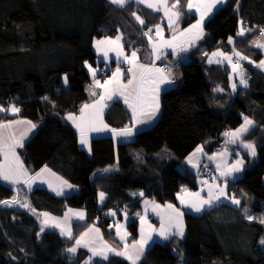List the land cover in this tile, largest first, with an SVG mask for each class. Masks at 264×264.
I'll return each mask as SVG.
<instances>
[{
    "label": "trees",
    "instance_id": "trees-1",
    "mask_svg": "<svg viewBox=\"0 0 264 264\" xmlns=\"http://www.w3.org/2000/svg\"><path fill=\"white\" fill-rule=\"evenodd\" d=\"M125 10L106 0H0V105L22 107L33 101L39 110L38 129L19 150L24 164L32 171L47 166L70 182L77 169L118 163L117 172L97 177L65 197L41 188L18 193L35 212L61 216L67 209L83 210L85 222L73 225L72 238L41 231L33 213L10 202L15 190L0 182V264H82L87 252L78 250L72 256L67 249L90 224L102 230L107 242L121 246L111 228L115 217L105 212L112 211L119 220L126 219L125 213L121 216L126 209L128 215L138 214L139 204L132 195L136 191L160 203H173L180 185L184 190L198 189L194 176L181 171L182 161L198 145L213 153L223 133L237 128L243 117L255 122L245 140L254 144L258 159L245 156L247 167L229 185V193L240 199V205L222 202L199 215L184 214L182 242L153 243L139 264H178L182 255L184 264H264V77L260 71L247 66L249 85L230 99L213 96L215 79H207L202 61L181 64L180 82L160 94V114L152 127L137 132L131 142L115 144L110 137L94 138L90 153H71L68 141L74 130L63 117L76 112L85 100L84 63L95 61L93 41L113 36ZM238 20L257 31L264 29V0H229L218 8L204 26L209 34L205 51L227 47ZM248 44L245 38L235 48L258 59ZM60 72L67 77V86L62 85ZM113 110L107 112L106 121L118 127L122 115L119 109ZM99 191L106 197L102 207L97 203ZM245 209L254 213L253 221L243 217ZM126 226L129 240L135 239L137 223L127 220ZM90 264L129 263L111 257Z\"/></svg>",
    "mask_w": 264,
    "mask_h": 264
},
{
    "label": "crops",
    "instance_id": "crops-1",
    "mask_svg": "<svg viewBox=\"0 0 264 264\" xmlns=\"http://www.w3.org/2000/svg\"><path fill=\"white\" fill-rule=\"evenodd\" d=\"M106 1H108L109 4H111L113 7L119 9L126 8L127 11L126 10L124 11L126 14L120 13L123 19L120 20V27H117L116 33L113 36L101 37L93 41L92 48L95 54V61L94 63L87 62V65H91L92 68L97 70L95 80H99L101 84L104 83L102 81L104 72L106 73L107 76L106 80L110 79L112 77V73L115 72L117 68L118 62L122 71L131 67V65H129L124 60V56L131 57V53L133 51L137 53V63H143L149 66H154L155 68L163 69L164 72L162 73V75L168 77V79L172 81L171 83L166 82L160 84L159 105H160V94L168 89L176 87L179 84L181 79L180 65L189 63L192 60L202 61L203 65L205 66V70H206L205 74L207 79L208 80H213L212 78L215 79L211 88L214 97L228 95V97L231 99L236 95L239 89L245 88L244 85L240 84L241 76L239 74V68H237L235 72L233 71L232 68V65L234 64V58L237 57L235 55L236 52L240 53V57H238L240 59L241 57H247L248 59L246 60L241 59L242 62L245 63L250 68L260 71L264 77V68L257 66L260 61L264 60V48L257 47L258 43L264 44V36L258 35L257 29L255 27L254 28L250 27L249 25L244 24L241 20H238V25L235 35L233 37H229L226 40L225 45L227 47H223V48L219 47L218 49H215L211 52L205 51V47L203 45L205 44V42H207L209 38V34L205 31L204 26L206 22L212 17L214 12L218 8L226 5L229 0H224L223 3L217 4L216 7H214L212 11L204 18L201 24L202 33H203L202 35L200 34L199 29H194L192 30V32L186 33L184 36H181L180 33L185 29L190 28L192 24L197 23V21L201 19L200 12H197L195 7L191 9L187 7V0H181L178 9H172V11L178 10L181 13V15L179 19H176L171 26H169V20L168 17L165 16L163 8H161L160 11H155L151 8H148L145 4L138 3L137 0H128V2L123 7L111 3V0H106ZM151 2L156 3V0H151ZM174 2L175 0H167L168 7L171 8L172 3ZM191 2L193 5H195L199 2V0H191ZM239 8L240 5L237 4L235 10V13L237 15L239 12ZM133 13H135V15H133ZM137 16H139L140 19L144 21L143 24H141L140 21L136 19ZM190 18L191 21L187 24H184V22ZM157 25H159V35L157 34V29H156ZM241 28L245 29L244 35H238ZM149 29H152V31L149 32L148 31ZM145 32H148L147 36L144 35ZM197 35H199L200 38L195 39V42L193 44H190L188 41L190 39H194ZM161 36L163 37V40L172 41V45L171 46L164 45L161 41ZM174 36L177 37V39L173 40ZM117 37H120V39L117 41L116 44L102 45L101 48L103 50L97 51L95 47V42L97 40L116 41ZM230 38H231V42H229ZM245 38L247 39V42H249L248 46L253 51H255L256 54H258V59L254 60L251 56H247L241 53L239 49L235 48V43L240 42V40ZM153 45L157 46L156 51H153ZM184 48H186L187 50L186 51L182 50ZM110 49H117V51H121L123 55L118 57L117 51H112ZM104 51L108 52V59L104 58ZM212 53H223V55L213 56ZM227 56L232 57L231 63H229V61L225 58ZM210 59L212 60L211 63L209 62ZM87 65L86 63H84V70L88 77V82L84 86L85 100L82 103H80L79 106L81 107L85 104H89V105L93 104L95 101L99 100L100 95L104 93V88H101L94 84L93 75L89 71ZM65 77H66L65 74L63 72H60L61 83L63 86H67V82H65ZM131 78H132L131 73L124 72V75H122L120 78V82L121 84H127L128 79ZM233 84L236 85L235 89H233L232 87ZM247 86H248V82H247ZM108 87L113 88L118 86L109 85ZM92 92H95L96 95L93 96ZM102 103L106 104L107 106L103 108L102 113L95 121L97 126L102 127V125L100 124L101 120L103 121V124L108 125V129H122L126 126L127 127L133 126L135 122L132 119V110L128 107L127 104H125L124 96L121 95L119 91H116L113 94V98L111 100L105 99ZM115 103L120 104L119 105L120 108L118 107L111 108ZM11 105H15V107H18L20 109L19 113L12 114L7 111L0 112V123H7L10 120H21V121H30L32 124H35L37 126L36 128L27 132V135L23 140V145H24V143L31 136H33V134L36 132V130L40 125V122H37L36 120L39 116L38 106L35 102L30 101V102H25L22 107L21 105L14 103L2 107L7 109ZM109 109L110 111L113 109L120 110L119 117L120 115H122V122L119 124L118 127H113L107 123L106 114L109 111ZM89 111L91 112L95 110L89 109ZM69 114L79 117L80 113H78L77 111L73 113H67L63 117L64 120L74 130V135L68 141V146L71 153L75 154L79 150H85L88 153H90V143L91 140L94 138L110 137L113 139L115 144L131 142L134 139V136L137 132L145 129H149L156 123L160 114V107L156 116L148 123L135 124L134 132L131 137H117L114 136L112 132L107 129L103 131H88L86 134L88 140L87 145H82L80 143V132L75 127L73 122L67 119ZM116 118H117V114H116ZM244 118L245 117L242 118V122L237 128L225 132L235 131L236 129L240 128L241 125L244 124ZM123 119L126 120L124 124H122L124 121ZM138 119L144 120L147 119V116L140 115L138 113ZM248 119L253 121L251 118ZM254 125L255 122L253 121V124L249 126L248 131L243 133L240 140H237V142L235 143L229 142L230 138L226 137L223 133L222 137H223L224 148L221 151L208 153L203 145H198L182 161V165L180 166L181 171L186 170L190 174H192L195 178L194 182H196V185L198 186L203 182L202 176L199 173V166L201 164L209 165L214 170L215 173V180L213 182L207 184L203 189H195V190L187 189V193L199 192L200 197L206 200L208 199V193L210 188L214 195H218L219 189L224 188L225 195L221 196L219 201H215L210 206L204 204L201 207V211H196L194 207H190L189 205L201 206V200L199 198L189 196L185 192L182 191L178 192L176 194L175 201L173 203H168V202L160 203L153 198L144 196L143 191H136L132 194L134 200L139 204V209L137 210L138 235L136 236V238L129 240L130 235L128 233V230L126 232H123V236H125V233H127L125 239L120 240L116 238L118 242L121 244L120 248H118L113 246L112 244H109L106 241L102 230L97 225L90 224L81 233H79V235L76 236L72 246V247H76L77 249L76 252L78 250H84L87 252V257L82 262V264H90L92 262L106 261L103 260L100 256H93L92 251L90 249L106 250L105 245H107L108 247L114 249L115 251H125L124 246L127 245L128 253L130 255H134L135 250L132 248V245L137 241L143 240L144 241L143 252L139 260L137 261V264H139L146 250L153 243L172 242L173 244H180L182 242L185 236L184 214L199 215L204 211L210 210L218 206L222 202H229V203L230 201L232 202L231 198H233V196L229 193V185L232 182L238 180L242 176L245 168L247 167L245 156L249 159H252L253 161H257L258 159L256 147H255L256 155L252 156L250 151L243 146L244 144H249V143L253 144L245 140V136L254 127ZM28 127L29 126L27 124H23V123L17 124L13 126V129L11 131H14L16 134V138L19 139L20 135L24 133ZM21 148L22 147L16 148V154L18 155L20 162L23 164L24 169L27 171V176H21L20 177L21 182L16 184H10L6 181L0 180L1 183L14 189L16 194L20 193V191L21 193H29L33 189L41 188L46 190L55 197L58 198L65 197L72 193H76L81 186H88L97 177L107 176L111 173L118 171L117 162H115L113 165L106 166L101 169H92V168L77 169L73 174L72 180L70 182L67 181L68 184L72 185V187L69 188L67 185L63 183V181L66 180L60 177L58 174H56L47 166L41 168L38 171H32L30 168H28L24 164L22 157L19 154V150ZM198 148L201 149V151L198 152L197 151ZM209 157H211L212 159H209ZM189 159H191V163L189 162ZM237 160L243 161L242 170L240 172H233L229 176L220 175L222 171L227 172L230 166L233 165ZM3 162H4V156L3 154H0V163ZM217 165L220 166L219 169L217 168ZM45 168L48 169L49 171H44L41 173V170ZM37 173H41V175L37 177L34 181H31V187H29L28 183H25L24 181H26L28 177H35ZM262 181L264 183V176ZM100 193L101 192L99 191L97 195V203L99 207H102L106 197L104 195L103 200H101ZM140 193H143V195H140ZM180 196L184 197L183 203L181 202V199L178 198ZM24 198L25 197L21 198V200H18L17 204L15 205L13 204V205L16 206L17 209L30 211L37 217L42 228L46 230H52L57 234H59L61 237L69 238L67 234L61 235V229H64L65 232L70 230L73 235V225L83 224L85 222L86 214L83 210L67 209L61 216H55L49 212H35L29 209V207L20 206L21 204H27ZM145 201H148V203L146 204ZM169 204L173 205V207L176 210H178L180 213L183 214L182 217H180L183 224V232H184L183 236L173 234L176 231L175 220H173L171 226L169 225V216L175 217V213L172 211V209H169L167 207V205ZM155 205H159L160 207L154 210ZM232 205L238 206L235 204ZM110 212L112 211L105 212V216L109 217V215H111ZM44 213H47L48 215L45 216L43 215ZM77 213H82L83 219H81L77 215ZM157 213H159V215ZM162 217H163L164 228L168 233V239H165L163 236L160 235ZM45 221H47V223H44ZM141 223L144 227L143 232L145 233L143 238H142V230L140 229ZM55 224H59L60 227H54L53 225ZM126 225L127 223L123 224V226L127 227ZM115 235L117 236V234ZM81 238H82V243L80 245H76L75 243L76 239H81ZM139 247L140 245L137 244L136 248L139 249ZM76 252L75 253L68 252V254L74 256ZM111 257L122 258L127 263L131 264V262L128 259H126L124 256L115 255L109 252L108 259Z\"/></svg>",
    "mask_w": 264,
    "mask_h": 264
},
{
    "label": "snow or ice",
    "instance_id": "snow-or-ice-1",
    "mask_svg": "<svg viewBox=\"0 0 264 264\" xmlns=\"http://www.w3.org/2000/svg\"><path fill=\"white\" fill-rule=\"evenodd\" d=\"M128 0H111V3L116 4L120 7H123ZM138 3L145 4L148 8H151L155 11H160L161 8L164 10V14L166 17H168L169 20V26H171L176 19H179L181 13L177 11H172V9H178V6L181 3V0H175L174 3H172L171 8L168 7L167 0H156V3L151 2V0H137ZM224 0H199V2L195 5L192 4L191 0H187V7L189 9L195 7L197 12H200V17L201 19L197 21V23L192 24L190 28L185 29L180 33L181 36H184L186 33L192 32L194 29H199L200 34L202 35V21L204 18L212 11L214 7H216L217 4L223 3ZM203 9V10H201ZM135 15V13H133ZM137 20L140 21L141 24L144 23L143 20L140 19L139 16L136 17ZM157 29V34L159 35V25L156 26ZM149 32L152 31V29L148 30ZM245 29L241 28L240 32L238 35H244ZM144 35H148V32H145ZM261 35L264 36V29L261 30ZM199 35H197L194 39H190L188 42L190 44H193L195 42V39H199ZM120 39V37L116 38V41L113 40H97L95 42V47L97 51H102L103 49L101 48L102 45L105 44H116L117 41ZM151 39V38H150ZM177 39V37H173V40ZM161 41L164 45L171 46L172 41L169 40H163V37L161 36ZM231 42V38L230 41ZM156 45H153V51H156ZM257 47L264 48V44H257ZM112 51H117V49H110ZM186 51L187 49L184 48L182 49ZM123 53L121 51H117V56H121ZM213 56L217 55H223V53H212ZM235 55L237 57H240V53L236 52ZM104 58L108 59V52L104 51ZM159 58V57H157ZM229 63H231L232 57L227 56L225 57ZM241 59H248L247 57H241ZM124 60L131 65L126 70L121 69L119 62L117 64V68L115 72L112 73V77L106 81H104L103 84L100 83L99 80H95L96 76V69L92 68L91 65H86L89 68V71L92 73L93 78H94V84L96 86H99L101 88H104V93L100 95V99L95 101L93 104H85L82 106L80 109V116H74L72 114H69L67 117L68 120L72 121L75 127L79 130L80 132V143L82 145H87L88 140H87V132L88 131H103V130H109L112 132L114 136L117 137H131L134 132L135 124H145L148 123L150 120H152L157 112L159 111V91H160V84L162 83H171L168 79V77L162 75L164 72L163 69L160 68H155L154 66H149L143 63H137V53L133 51L131 53V57L124 56ZM209 62L211 63L212 60L210 59ZM219 62V61H217ZM258 67L264 68V60L260 61L259 64L257 65ZM239 67V64H233L232 68L233 71L235 72L236 69ZM170 71V70H169ZM124 72L131 73L132 78L128 79L127 84H121L120 78L122 75H124ZM161 74V75H158ZM241 79H240V84L244 85L245 87L247 86V80L244 78V73L241 72ZM65 82H67V77H65ZM109 85H115L118 87H113L109 88ZM233 89L236 88V85H232ZM119 91L121 95L124 96V102L125 104L128 105V107L132 110V119L135 122L132 127H124L122 129H108V125L103 124V121H100V124L102 127L97 126L95 121L97 118L100 116V114L103 111V108L106 107V104H103L102 102L105 99L111 100L113 98V94ZM92 95L95 96L96 93L92 92ZM47 99V97H45ZM89 109H93L95 111H89ZM10 112L12 114L19 113L20 109L18 107H15V105L9 106L7 109L4 107L0 106V112ZM138 113L140 115H145L147 116V119L141 120L138 119ZM27 124L29 127L26 129L24 133H22L19 137V139L16 138V134L14 131H11L13 129L14 125L17 124ZM253 124V121L248 119V117L244 118V124L241 125L240 128L236 129L235 131H229L225 132L224 135L229 139V142L235 143L237 140H240L242 137L243 133L248 131L249 126ZM37 126L35 124H32L30 121H21V120H10L7 123H0V154H3L4 156V162L0 163V180L6 181L10 184H16L20 183V177L21 176H27V171L24 169L23 164L20 162L18 155L16 154V148L18 147H23V140L25 136L27 135V132L31 131L32 129L36 128ZM11 141V143H10ZM246 149H248L251 153L252 156L256 155V150L255 146L253 144H244L243 145ZM197 151H201V149H197ZM209 159H212L209 157ZM189 162L191 163V159H189ZM242 160H237L233 165L230 166L229 170L227 172L222 171L220 173L221 176H229L233 172H240L242 170ZM195 166V165H194ZM219 165H217V168L219 169ZM44 171H49L48 169H42L41 173ZM41 173H37L35 177H28L25 183H28V186L31 187V181H34L37 177L41 175ZM65 185H67L69 188L72 187V185L68 184L67 181H63ZM182 192L187 193V190L182 189ZM61 194V193H58ZM140 195H143V193H140ZM189 196H193L196 198H199L201 200V206H196V205H189L190 207H194L196 211H201V207L204 204L211 205L215 201H219L221 196L225 195V190L224 188L219 189V194L214 195L211 188L208 193V199H203L200 197V193H187ZM101 200L104 198V193H100ZM181 199V202H184V197L180 196L178 197ZM2 203H9L8 201H3ZM12 204L18 203L17 200L13 199L11 201ZM147 204L148 201H145ZM232 203L239 205L241 201L239 199H236L235 197L232 198ZM21 207H28L27 204H21ZM159 205L154 206V210L156 208H159ZM169 209H172V211L175 213V217L169 216V225H172L173 220L176 221L175 227L176 231L173 233L174 235H180L183 236V224L182 220L180 217H182V213H180L178 210H176L173 205L169 204L167 205ZM245 213H248V210L245 209ZM115 215V213H112ZM159 215V213H157ZM43 215L47 216V213H44ZM77 215L83 219V214L82 213H77ZM249 219H252L253 217L251 215L248 216ZM44 223H47L45 221ZM261 223H264V220H261ZM54 227H60L59 224L53 225ZM44 229L41 228V231ZM98 231V229H97ZM143 231V229H142ZM67 234L69 238H72V233L70 230L65 232L64 229H61V235ZM118 234H119V229H118ZM127 233H125V236ZM160 235L163 236L165 239H168V233L166 232L163 224V217H162V224H161V231ZM125 236H121V240L125 239ZM76 245H80L82 243V238L81 239H76L75 241ZM143 243L144 241H137L132 245V248L135 250L134 255H130L127 251V245H125V251H115L114 249L108 247L105 245L106 250H95V249H90L92 251L93 256H100L103 260L108 259V253L111 252L115 255H120L124 256L126 259H128L131 264H137V261L139 260L140 256L142 255L143 252ZM261 243L264 244V240H261ZM139 244L140 247L139 249L136 248V245ZM76 247H70L67 249L68 252L75 253L76 252Z\"/></svg>",
    "mask_w": 264,
    "mask_h": 264
},
{
    "label": "rangeland",
    "instance_id": "rangeland-1",
    "mask_svg": "<svg viewBox=\"0 0 264 264\" xmlns=\"http://www.w3.org/2000/svg\"><path fill=\"white\" fill-rule=\"evenodd\" d=\"M236 59H238V60H240V64H239V74L242 72V71H245V73H244V78L245 79H247V82H248V85H249V79H250V77H251V74H250V72H249V69H248V67H247V65L245 64V63H243L242 62V60L240 59V58H238V57H235L234 58V64H236L235 63V60ZM241 76V75H240ZM224 145V144H223ZM224 148V146L221 148V150ZM220 150V151H221ZM219 152V151H218ZM203 164H201L200 166H199V169H200V167L202 166ZM17 199H19V200H21V197H17ZM232 199V198H231ZM230 203H232L231 201H230ZM233 204V203H232ZM236 205V204H235ZM123 213H125V220H119L118 219V217L117 216H115V215H113L112 214V212H110V214L111 215H109V217H112V218H114L115 217V219H114V221H115V224L114 225H112V229L114 230V231H116V233L115 234H117V236H116V238H118V239H120L121 240V236H123V232H126L127 231V227H125V226H123V224H126L127 223V220H130V218H129V215H128V210L126 209V210H124V211H122L121 212V216H123ZM135 216H137V222H138V214H134ZM249 215H251L253 218H254V213L252 212V211H248V213L246 214L245 213V210H243V217L247 220V221H253V218L252 219H249L248 218V216ZM132 221H133V218L131 219ZM262 220H264V215L262 216ZM124 228V229H123ZM118 229H119V234H118ZM140 229L142 230V229H144V227H143V225H142V223L140 224ZM144 235H145V233L142 231V238L144 237ZM109 243V242H108ZM110 244V243H109ZM262 247L264 248V244H262ZM118 248H120V246L118 247ZM184 256L182 255L180 258H179V262H178V264H184Z\"/></svg>",
    "mask_w": 264,
    "mask_h": 264
},
{
    "label": "built area",
    "instance_id": "built-area-1",
    "mask_svg": "<svg viewBox=\"0 0 264 264\" xmlns=\"http://www.w3.org/2000/svg\"><path fill=\"white\" fill-rule=\"evenodd\" d=\"M258 35H261V31H257ZM235 63L240 64V60L236 59ZM243 73H245V71H242ZM106 73L104 72L103 77H102V81L104 82L107 78H106ZM82 107L78 106L77 108V112L80 113V109ZM225 133V132H224ZM223 147V140L218 142V145L214 148V152H218L221 150V148ZM199 173L202 176L203 182L202 184H200L198 186V189H203L207 184L213 182L215 180V173L214 170L207 164H203L200 169H199ZM182 189H185L184 187H182L181 185L179 186V191H182ZM18 197V193L15 195L14 199L17 200ZM13 200V199H12ZM10 200V202L12 201ZM130 220L133 218V223H137V216H135L134 214L129 215Z\"/></svg>",
    "mask_w": 264,
    "mask_h": 264
}]
</instances>
